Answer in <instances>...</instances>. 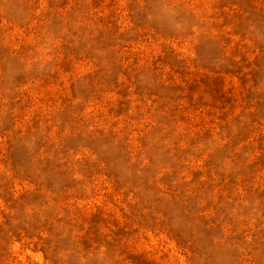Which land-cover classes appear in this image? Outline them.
Segmentation results:
<instances>
[{
  "label": "rangeland",
  "instance_id": "rangeland-1",
  "mask_svg": "<svg viewBox=\"0 0 264 264\" xmlns=\"http://www.w3.org/2000/svg\"><path fill=\"white\" fill-rule=\"evenodd\" d=\"M0 264H264V0H0Z\"/></svg>",
  "mask_w": 264,
  "mask_h": 264
}]
</instances>
